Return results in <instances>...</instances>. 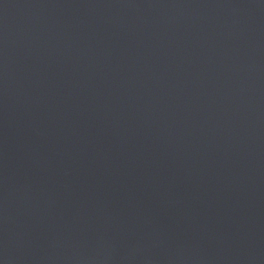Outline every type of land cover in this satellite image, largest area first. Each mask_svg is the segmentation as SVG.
Wrapping results in <instances>:
<instances>
[{"label":"water","instance_id":"obj_1","mask_svg":"<svg viewBox=\"0 0 264 264\" xmlns=\"http://www.w3.org/2000/svg\"><path fill=\"white\" fill-rule=\"evenodd\" d=\"M0 264H264V0H0Z\"/></svg>","mask_w":264,"mask_h":264}]
</instances>
